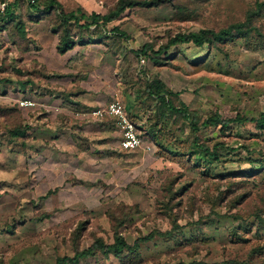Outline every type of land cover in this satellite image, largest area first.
<instances>
[{"label": "rangeland", "instance_id": "obj_1", "mask_svg": "<svg viewBox=\"0 0 264 264\" xmlns=\"http://www.w3.org/2000/svg\"><path fill=\"white\" fill-rule=\"evenodd\" d=\"M46 1L0 0L26 27L24 39L0 19V264H57L98 239L113 244L116 229L131 246L174 235H156L126 264H264V129L239 120L264 113V12L262 36L158 54L180 33L245 21L264 0H166L88 29L63 24ZM57 1L67 14L105 15L121 0ZM65 29L76 46L60 54ZM147 44L159 63L137 54ZM155 80L188 109L168 107L157 140L147 134ZM115 99L139 149L122 150L118 120L93 114ZM212 116L218 124L205 125ZM80 264L123 263L97 252Z\"/></svg>", "mask_w": 264, "mask_h": 264}, {"label": "trees", "instance_id": "obj_2", "mask_svg": "<svg viewBox=\"0 0 264 264\" xmlns=\"http://www.w3.org/2000/svg\"><path fill=\"white\" fill-rule=\"evenodd\" d=\"M41 0H28L31 7L36 8V5L40 3ZM47 6L45 11H49V9L56 8L59 12L58 18L60 22L65 25L68 24H76L80 28L85 27L89 28L90 26H107L110 23L118 20L120 16H122L126 10L133 9V8H141V9H151V8H158L161 5L165 4L166 0H121L117 6L111 10L108 14L102 15L98 13H92L88 15L82 10L77 12L65 13L62 9V5L57 0H47ZM44 11V12H45ZM264 12V3H258L256 10H251L247 13L246 20L243 22H238L232 24L226 28L220 30H213V29H201L198 32H191V33H180L175 37H172L169 43L162 47V49L158 52L159 55L167 54L170 48L177 46L179 44H192L195 47L203 48L205 46H209L210 48H216L221 50L222 46L226 45L230 41H234L236 39H249L253 34H257L258 36H262V33L255 25V20ZM0 19L7 20L8 24H14V26L19 30L21 36L26 39V27L21 22L18 15L12 11V6L6 8V10L2 13L0 11ZM86 22L85 25H81V22ZM125 35L124 33H121ZM76 46L75 41H73L70 31L65 29L63 31V35L61 36V43L58 47V51L60 54H65L72 50ZM153 51L151 45H145L144 48L140 51H137L139 56H147L150 59L155 60L159 63L158 60L150 57L148 54L149 52ZM168 55H165V58ZM148 93L150 97H157L160 101L159 111L154 118L155 122L148 131L147 134L149 136L154 137L156 140L159 138V133H163L162 129H157L160 126V122L166 116V109L169 107L172 111L183 114L184 117H188V109L183 104V111L182 109H176L170 103L169 97L176 96L172 91L167 89L164 83L159 80H155L152 83H148L147 85ZM193 118L195 119L197 113H192ZM218 118L216 116L210 117L204 124H218ZM241 122L243 121H255L258 124V128L263 130L264 129V113L258 119H248V118H241L239 119ZM232 121H225L223 122L224 126H228V123ZM196 128V124L193 125ZM157 132H159L157 134ZM15 136H22L25 133L20 132L19 130L15 131ZM203 148V147H202ZM209 150V149H205ZM212 154V153H211ZM1 197V195H0ZM115 213H111V217L113 218ZM48 218L47 215H43L40 218L34 219L35 222H42L44 219ZM161 237H170L174 236L173 233H162L160 231H156L149 236L139 238L134 246H131L126 241L125 237L119 233L118 229L115 231V240L114 243L111 245H107L104 243L102 239H98L88 250H83L81 252H77L74 257H63L58 260L57 264H80L82 259H89L97 254V252H101L104 255H111L113 254L116 259L120 260L123 264H126V260L129 258V255L132 256L129 259L130 262H134V255L137 257L139 255V250L143 244L148 243L155 236ZM128 253V254H127ZM127 254V255H126Z\"/></svg>", "mask_w": 264, "mask_h": 264}, {"label": "built area", "instance_id": "obj_3", "mask_svg": "<svg viewBox=\"0 0 264 264\" xmlns=\"http://www.w3.org/2000/svg\"><path fill=\"white\" fill-rule=\"evenodd\" d=\"M94 116L103 118L108 115L118 120L122 129V140L120 142L121 149L124 151H133L139 149L143 140L138 134L135 125L128 118L126 109L119 99H115L110 103L106 110L94 111Z\"/></svg>", "mask_w": 264, "mask_h": 264}]
</instances>
